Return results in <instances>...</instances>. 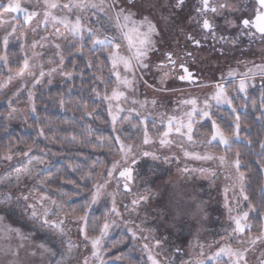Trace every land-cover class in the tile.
<instances>
[{"label": "clouds", "instance_id": "obj_1", "mask_svg": "<svg viewBox=\"0 0 264 264\" xmlns=\"http://www.w3.org/2000/svg\"><path fill=\"white\" fill-rule=\"evenodd\" d=\"M247 3L248 0H213L212 6L216 7L217 15H223L222 10L229 12L245 10L243 6ZM186 8V0H87L82 5L74 3L73 7L68 10L73 19L79 16L87 30L83 31L80 36L73 37L65 29H59L63 36L61 43L66 49L65 59L67 56H71L75 63L76 58L80 57L83 63L79 68V73H84V70L88 69L86 77L82 79L81 88L82 91H86L88 95L98 101L92 108L94 110L93 119L99 120L101 125H107L108 122L99 116V112H103L105 107L102 94L114 87H119L124 93L120 104L124 108L122 113H126V115L115 124V132L113 125L110 126L113 134L119 135L123 140L133 145V153L127 161L121 159L110 136L104 135L102 132L97 135L96 130L87 125L82 128L79 139L75 135L70 137L66 135L56 140V143H59L61 150L70 157H79L80 153L77 150L92 146L90 137L96 136V139L99 138L96 151L106 150L110 153L112 162L119 160L122 166L126 163L129 166L139 165L133 169L136 173L135 192H147L149 197L142 204L133 207L132 204L125 203L132 199V195L123 193L120 187L121 182L115 176L111 178L108 182L109 186L105 189V194L102 197L105 201H109V193H114L118 204L124 205L120 216L111 217L113 227L121 229L123 232L128 231L129 227L141 225L155 236L160 235L162 240H168V234L171 233L174 241L180 240L183 235L194 229L200 231L203 227L202 222L209 221L211 212L205 210L208 201L198 197L197 193L202 192L203 189H197L191 182L192 176L180 171L183 167L172 165L171 157L176 154L174 149H170V155H165L156 145H153L151 150L158 155L157 160H145L141 155L144 146L141 143L143 128L140 121L152 120L156 126L157 122L160 123V115L166 113L170 99L166 95L167 93L178 94L175 97L176 107L172 109L173 112L180 109V100L193 95L192 89L196 87L195 85L169 86V81L178 80V71H172L171 65L166 69H160L159 66L168 64L164 57L172 55L176 60V69L179 68L180 63L185 66L194 64L200 72L208 75L215 71L214 66L218 63L212 59L214 52H221L227 58L228 54L238 50L242 43L241 37L247 38L250 44L259 42L255 46L261 64H264V36H257L250 30L248 32L241 30L235 37L227 35L218 37L216 32H212V35L209 36L207 32H199L195 28L192 32H188L181 15L182 9L186 10ZM197 11L200 17L209 20L212 28L215 27L213 21L204 17L202 9H197ZM225 25L228 28L237 27L235 21L228 18H225ZM132 29H136L140 39L146 38L148 41L141 49L145 54L138 60L134 57L135 49L130 48L125 39V33ZM201 39L215 40L221 47L216 48L213 45L206 52H201L199 49L188 50L187 41H193L199 45ZM113 49H116L120 56L130 60V70H125L123 65L112 67L109 56ZM239 50L243 53L246 49L239 48ZM89 62H91V67H89ZM165 71L168 72L166 78ZM115 74H118L122 80L132 81L131 88L119 85ZM201 87H203V83H201ZM93 89H96L101 95H96ZM142 95L143 98H141ZM2 98L0 96V99ZM132 100H136L138 103L133 104ZM153 100H155V104L151 103ZM139 102H145V106L141 108ZM84 110L81 119L85 116ZM137 112L140 113L139 116ZM134 117H139V122H134ZM153 128L155 129V127ZM177 143L184 142L177 138ZM196 145H186V147L194 149ZM49 151V149H43V155H35L26 161H10L16 166L6 173L4 169H7L9 165L3 163L4 160H0V218H3V224L7 225L4 222V213L16 210L24 214L29 225V230L23 231L29 236L27 240H0V264H82L84 254L77 251L80 242L73 241V232L77 228L68 220L73 211L79 214L85 206L89 205L92 184L104 180L101 173L105 163L101 160L98 163L85 164L84 161L73 160L69 164L71 167L68 166V170H60L58 174L52 176H41V172L49 166L46 160ZM169 165L175 168V175L167 173L166 169ZM24 168L32 169L31 177L23 175L21 170ZM95 168H99L100 171H94ZM68 171L73 172L81 183L69 178ZM61 180L63 183L70 180L71 183L67 184H72L73 188H79L80 194H87L80 207L70 209L68 202L71 201L72 196L59 186L56 188L55 196L48 195L49 199L42 205L36 203L39 198L38 185L40 181H47L45 191H50L52 185ZM24 196H28L29 200L25 201ZM100 201L101 199L96 204ZM28 203L35 205L38 214L43 213L46 208L52 219L64 218V226L61 227L57 224V227L52 229L43 224L41 219L33 218L31 210L27 207ZM92 206L90 205L89 208ZM57 212L61 213V217H57ZM150 222L154 223L151 227H146L145 225ZM38 232L44 234L45 239L40 243L45 244L48 249V252L43 255L37 251L35 248L37 243L33 240ZM119 242L123 243L124 238L121 237ZM20 244H23V249H18ZM66 248L67 250H65ZM177 249H179L178 246L172 252H168V245H165L162 250V253H165L161 258L162 264H181L182 257L178 261L174 258ZM12 250H17L18 254L13 255ZM32 252H35L36 255L29 254ZM69 252L70 255H68ZM248 264H254V262L249 260Z\"/></svg>", "mask_w": 264, "mask_h": 264}, {"label": "snow or ice", "instance_id": "obj_2", "mask_svg": "<svg viewBox=\"0 0 264 264\" xmlns=\"http://www.w3.org/2000/svg\"><path fill=\"white\" fill-rule=\"evenodd\" d=\"M87 0H38V3L42 5V19L41 11L32 10L26 11L22 8L19 3L14 2V0H9L7 5H0L6 11L9 12H26L24 17L25 23L30 24L34 19L38 23H46L49 19L54 21L56 24L61 25L71 36L78 37L80 34L87 30L80 20L79 16L75 19L72 18L69 13V9L73 7V4L82 5L86 3ZM261 6H264V0H259ZM203 6V11L216 12V7H213L210 4V0H201ZM60 9V13L57 14L54 10ZM125 19H128L125 17ZM244 27H249V21H243ZM201 27L209 32L212 30V25L207 19H203ZM256 29V32L264 36V15H257L255 22L251 25ZM15 29H13V32ZM35 31V30H33ZM12 33L9 32L3 37V44L5 47L8 46L9 39L8 37ZM23 36L24 33H21ZM53 36L52 45L56 49L54 55L59 57V66L63 68L64 64V46L60 41L63 39L59 28L54 34H49ZM49 38L48 35L42 36L40 39L42 41H47ZM125 39L130 48L135 49L134 57L138 60L145 53L141 51L144 46L148 43L147 39H140L139 34L136 29H132L129 32L125 33ZM44 47V44H41L40 41L33 39L31 47L35 49L37 45ZM21 51L24 50V45L20 44ZM79 51V49H77ZM36 56L42 55V53H34ZM164 59L168 64H161L160 69H166L169 65L172 66V71H176V60L172 55H166ZM109 60L113 68H116L119 65H123L125 70L131 69L130 60L126 57L119 55L116 49H113ZM0 62L3 63L4 67L7 68L9 75L7 78L0 79V91H3L4 88L8 86L9 83L15 78L21 82L23 85H27V81L24 80V77L27 75L34 83H40V80L36 78V73L33 69H38L39 77H44L46 74L51 75L55 68L48 67L47 73L45 72V65L36 61L35 63L31 62V59L25 56L17 66H12L8 57L6 55L0 54ZM51 63V61H50ZM91 62H89V67H91ZM246 70H239L236 68H230L225 74L226 77L231 78L233 88L235 91L238 89L240 93L246 91V80L253 78L259 75L261 78H264V64L257 65L255 67H247ZM178 80L187 81L188 83H194L193 74L190 72L189 68L185 64H179ZM66 76H71V73H65ZM116 75L117 83L122 85L124 88H131L132 81L128 79H121L118 74ZM168 72H164L165 78L167 77ZM49 84L52 83L51 80L48 81ZM226 81L222 79V82L217 83L212 86L211 94L202 102L203 107H199L200 101L197 97L189 96L179 101L180 103V114H177L176 110L172 114L162 113L159 117L160 124L163 125V130L158 131V134H153L147 127L142 129L141 133V143L143 146H150L148 148L143 147L141 155L145 160H157L158 155L156 152L152 151L153 145H159L160 149H172L175 147L178 149L175 156L171 159H176L177 156H182L185 160H196L203 162H211L216 164L217 167L224 168L229 174L225 176L226 180H230V184H226L223 188V207L228 214V219L231 222L229 225L230 231L225 230V234L221 236L219 241L213 242L216 247H213V243H197L188 253L189 259L181 260V264H206V261H213L219 257L226 256L228 258L227 264H248V254L250 251L256 249L259 245L264 247V187H261V200L260 207L257 208L254 202H249L247 205V210H240L237 212V207L240 201H250V196L246 193L244 183H245V173L240 170L242 160L239 158L240 153L236 152L233 156L229 157L224 154L214 153L205 151L204 153H199L194 149H189L186 145H196L197 143L211 144L213 141H219L221 145H229L230 141L235 139H240L238 133L241 130V117L236 116L232 120V126L225 132L221 129L220 125L216 120L212 119V116L209 114L208 109L210 108V101H215L217 104L227 105L231 109L232 113L237 111V108L233 106V100L230 96L229 89L225 86ZM207 87V85H203ZM93 92L96 95H101L93 89ZM15 94V93H13ZM33 92L28 91V100H29V111L35 113L36 107L32 103ZM124 97V93L120 90L119 87H114L110 91H106L102 94L105 105L107 106V113L110 118L111 124L115 132V124L118 123L120 113L124 111L123 106L120 104L121 99ZM264 99V98H262ZM133 104L138 103L136 100H132ZM140 107L145 106V102H139ZM155 104V100L151 101ZM61 109L64 108V104L61 102ZM264 107V103H262ZM240 108L243 109L244 105L241 104ZM84 115L90 118H93L94 110L89 111L87 107L84 108ZM17 111V109H13ZM19 111H23L20 109ZM199 113L200 117L211 121V127L208 128L206 125L204 133H202V139L197 140L194 138L196 124L194 123L195 114ZM139 116L140 113L137 112ZM231 119V117H229ZM264 119V116H262ZM141 124L145 123V120L140 121ZM30 128L32 125H28ZM39 128V126H37ZM153 127L155 125L153 124ZM90 131V130H89ZM173 133L176 136L181 137L184 143H177V139L172 135ZM39 137H44L48 143L55 144L56 140L52 137L45 135V132L40 129L37 131ZM75 139V138H74ZM99 140V138H97ZM35 143V141H33ZM112 144L119 145L117 151L119 152L120 158L127 161L128 158L133 153V145L125 140H123L119 135H115V140L112 141ZM18 146L10 145L6 148H0V160L12 161L14 156H28V153L32 150V144H25L23 150H16ZM261 148L264 149V141L261 142ZM43 151V149H41ZM165 155H167L165 153ZM264 155V153H262ZM179 160L177 163L179 164ZM134 163V160H133ZM260 164V170L264 171V159L258 161ZM71 167V165H69ZM23 175L26 177L32 176V169L24 168L21 170ZM107 178L104 177L103 173L101 175L104 177L103 182H94L92 184V191L89 194V205L85 206L82 211L77 214L75 211L71 213L70 219L68 220L73 226L78 230V233L83 237L85 241V247L90 249V255L84 254L83 264H96L99 261V264H105L103 257L100 255L101 247L104 241V238L108 235L109 230L113 227L111 217L120 216L121 211L119 210V204L114 193H109L108 198L111 202V208L109 213H106L102 219L96 220L94 223L89 222L88 220V209L90 205L96 204L105 194L106 187L109 186V181L114 176L115 173L119 174V181L123 185V193L126 195L131 194V204L135 207L137 204H142L149 197L147 192L136 193L133 190L132 184L135 179L133 176V168L127 163L121 165L119 160H114L110 167L106 169ZM181 172L186 174H198L201 177L208 178L216 175V172L211 167H199V168H189L187 165L180 169ZM19 179V177H17ZM51 180V178H49ZM71 183V181H65ZM47 181H40L38 185L39 198L36 203L43 204V202L49 199V196L46 194L45 189L47 187ZM232 193V196H229V193ZM25 201L29 200L28 196H24ZM27 207L31 210V215L33 218H39L42 220V223L50 226L52 229L57 227L59 224L61 227L65 224V219H52L49 215L48 209H44L43 213H39L34 204L28 203ZM257 212L259 220L257 221V231L253 232L251 225V216L250 213ZM235 213V215H233ZM57 217H61V213H56ZM128 233L133 240H138L142 242V248L144 253L147 255L148 261L150 264H162L161 256L162 250L167 244V240H162L158 236H155L150 232V230L142 227L141 225H136L135 227H129ZM146 233V234H145ZM30 235V234H29ZM29 238L21 228L11 227L9 225L3 224V218H0V240H12L24 241ZM23 244L18 245V249H23ZM37 251L43 255L48 252L47 247L43 243H37L35 245ZM199 249L197 252L196 249ZM212 249L211 255L206 254L205 249ZM177 254L180 253V249L176 250ZM264 253V252H262ZM12 254H18L17 250H12ZM30 255H36L35 252L29 253ZM70 255V252L68 253ZM264 256V255H262ZM119 260V257L115 258ZM264 264V260L260 262Z\"/></svg>", "mask_w": 264, "mask_h": 264}, {"label": "trees", "instance_id": "obj_3", "mask_svg": "<svg viewBox=\"0 0 264 264\" xmlns=\"http://www.w3.org/2000/svg\"><path fill=\"white\" fill-rule=\"evenodd\" d=\"M5 55L11 65L15 67L23 59L24 54L17 46L12 44L9 45ZM82 63L83 61L80 57L76 58L75 63L72 57L64 62L63 71L71 73L72 78L69 81H65L63 85H55L47 89V91L37 93L34 96V102H32L36 107L35 113L29 111L30 105L26 101L24 94H19L20 97L10 96L11 92L7 90V87L0 91V96L3 97L0 99V148L15 145L18 146L14 149L16 151L23 150L25 144H32V150L27 157L14 156L13 162L26 161L35 155H43L44 153L41 149H49V154L46 157L49 166L41 172V176H52L53 174H58L60 170H68V166L73 160L84 161L85 164L90 162L98 163L103 160L105 167L102 173L104 176L107 174L106 169L111 166L110 153L103 149L96 151V147L99 144L96 136L90 137L92 146L77 150L80 153L79 157H70L61 150L59 143H48L44 137L37 135V131L42 129L46 136L52 137L54 140H59L66 135L69 137L75 135L79 139L82 128L87 125L95 129L97 135L102 132L104 135L110 136L111 140L114 141V134L112 133L105 107L103 112H99V116L108 122L107 125H101L99 120L88 116H83V119H81V114L85 107L91 111L95 104L98 103L93 96L88 95L86 91H82V79L86 77L88 72V69H85L84 73H79ZM8 75L6 67L5 69L0 68V79L7 78ZM61 102L64 104L63 109L60 107ZM254 102L255 100L250 96L248 101L244 103L243 111H236L233 114L225 109L217 112L213 120H216L221 129L227 132L232 126V120L236 116L241 117V130L238 133L240 139L233 138L230 141V151L233 155L239 152V158L242 160L240 170L245 173L244 187L246 193L250 196V201H246L244 204L247 206L249 202H254L259 209L261 200L260 189L264 187V171L260 170L261 166L258 163L259 160L264 159V155H262L264 149L261 148V142L264 141V119H262L264 115L259 109L254 107ZM13 109H17V111H13ZM20 109H23V111H19ZM28 125H32V127L30 128ZM202 125L210 128L211 122L205 121L196 125L194 138L197 140L203 138L202 133H204L205 127H201ZM201 146L204 148L205 143H201ZM220 150H218L219 153L225 152ZM13 162L3 161V163L9 165V169L12 168V165L16 166ZM41 167L43 168V166ZM94 171H100V169L95 168ZM68 176L77 183H81L73 172L68 171ZM57 186L71 194L72 199L68 202L70 209L72 207L78 208L83 204L87 194H80L79 188H73L72 184L63 183L62 180L54 183L50 191H45L46 194L55 196ZM109 210L110 204L108 201H103L99 205L89 208V222L94 223L96 220L102 219L105 212ZM4 215V222L7 225L21 228L25 232L29 230L28 227L23 226L24 222L21 220L18 211L5 212ZM250 216L252 218L251 222L256 227L259 220L258 213H250ZM121 237L124 238L123 243L119 242ZM44 239V234L39 232L33 237L36 243L43 242ZM100 255L105 262L149 264L146 258L139 253L130 237L125 232H121L120 229L114 227L111 228L107 237L104 238ZM116 257L120 259L116 260Z\"/></svg>", "mask_w": 264, "mask_h": 264}, {"label": "rangeland", "instance_id": "obj_4", "mask_svg": "<svg viewBox=\"0 0 264 264\" xmlns=\"http://www.w3.org/2000/svg\"><path fill=\"white\" fill-rule=\"evenodd\" d=\"M14 2L19 3L22 8L26 9V11H32V10H37L41 11V19L42 17V5L38 3V0H14ZM9 3V0H0V5H7ZM57 14H59L60 9H55L54 10ZM26 15V12H9L6 11L3 7H0V54L5 55L7 52V49L9 45H15L17 46L20 50V44L24 45V50L21 51L23 55V58L25 56L29 57L31 59L32 63H35L36 61H40V63L45 65V72L47 73L48 67L55 68L56 71H54L50 76L45 75L44 77H39L38 74V69H33V71L36 73V78L40 80V83H34L31 78H29L27 75L24 77V80L27 81V85L21 84V82L17 79L14 78L11 83L8 84L7 90H9L10 96L14 97H20L19 94L22 93L26 97V101H28V91L31 90L33 92V100L34 102V96L37 93L47 91V89L54 87L55 85H63L65 81H69L72 78V75L66 76L65 71H63V68L59 66V57L54 55V52L56 49L52 45V39L54 38L53 36L49 34H54L57 30L63 29L61 25L56 24L54 21L49 19L46 23H38L36 19H34L30 24L25 23L24 17ZM55 25V27H53ZM13 29L15 31L13 32ZM35 30V31H33ZM11 32L12 34L8 37L9 43L8 46L5 47L3 44V37ZM21 33H24L22 36ZM48 35L49 38L47 41H42L40 38L42 36ZM33 39L40 41L41 44H44V47H40L38 44L35 49L31 47ZM62 40L60 41V43ZM34 53H42L40 56L34 55ZM63 54H66V49H63ZM71 56H67V58L64 60L67 61ZM212 59L216 60L218 63L215 65V71L212 73L205 75L203 72L199 73L201 74V83L207 84L206 87H201L199 84L197 87L192 89L193 95L192 97H197L200 101L199 107H203V101L211 94L212 91V86L222 82V79L226 81L225 86L227 89H229L230 96L233 100V106L237 108V111H243V109L240 108V105L243 104L248 100V98L251 96V94H254L255 92V87H254V80L253 78H249L246 80V91L244 93H240L237 90L233 91V84L231 78L226 77V73L230 68H236L239 70H246L245 65L247 67H250L249 64L241 65L238 66L234 62H229L225 64L223 61L220 62V59H218L216 56L212 57ZM51 61V63H50ZM196 66V65H195ZM197 67V66H196ZM0 68L5 69L4 65L2 62H0ZM114 79V78H113ZM145 79H148L145 77ZM51 80L52 83L49 84L48 81ZM154 83V81H151ZM172 85H179L181 87H184L185 85L179 84L176 80L169 81V86ZM143 88V86H142ZM15 93V94H13ZM170 97L168 100V107L166 109V114H172V109L176 107L175 104V97L178 95L177 93H167ZM143 98V95L141 96ZM106 111H107V106L105 105ZM227 109L228 111L232 112L230 108H228L227 105L224 104H217L215 101H210V108L208 109L209 114L212 116V119L215 117V114L219 111ZM177 114H180L179 109L176 110ZM262 114L264 115V109L261 111ZM234 114V113H233ZM108 115V113H107ZM126 115V113H120L119 120ZM109 118V116H108ZM139 117H134V122H139ZM110 121V118H109ZM205 121H208L206 119H203L200 117L199 113L195 114V120L194 123L200 124ZM211 122V121H209ZM111 124V121H110ZM142 128L147 127L150 132L153 134H158V131L163 130V125L160 123H156L155 129L153 128V121L148 120L145 121L144 124L141 125ZM131 131V129H129ZM176 139H182L179 136H176L175 133L172 134ZM114 140H115V134H114ZM233 140V139H232ZM116 148L119 147V145L115 146ZM145 148H148L150 146H144ZM156 147L159 148V145H156ZM160 149V148H159ZM172 149L175 150V152H178V149L173 147ZM221 149V150H220ZM231 149V142L229 145H221L219 144V141H213L211 144H205V147L202 148L201 143H197L195 146L194 150L199 152V153H204L205 151L209 152H214V153H219L218 150L222 151L224 150V153H219V154H224L226 156H233L232 152L230 151ZM161 153H166V154H171L170 149H160ZM111 158V155H110ZM177 160H179V164L177 163ZM111 164H112V159H111ZM172 165L178 166V167H184L187 165L189 168H199L201 166L203 167H211L215 172L216 175L204 178L201 177L198 174H191L192 176V183L197 189H203L202 192H198V197L202 200L208 201V204L205 206L206 211L211 212V216L209 218V221H203V227L200 229V231H196L195 229L189 233H186L183 235V237L178 240L174 241L173 236L171 233H169V239L167 240L168 245V252H172L174 248L177 246L180 249V253L177 254L175 253V259L178 261L181 259V257L184 260L189 259L187 253L199 242V243H213L215 241H219L221 239V236L225 234V230L228 229L229 231L231 230L229 228L230 221L228 219V214L226 210L223 207V188L226 184H230V180H226L225 176L228 175L229 173L225 171L224 168L217 167L216 164H212L211 162H203V161H196V160H185L182 156H177L176 159H173ZM169 165L167 166V173L170 175H175V168ZM139 165L137 164H132L131 167L133 169L137 168ZM163 166V165H161ZM15 166L12 165V168L4 169V172L11 171ZM46 170V169H45ZM189 175V174H186ZM116 179L119 180V174L118 172L114 174ZM133 176H136L135 171H133ZM107 178V174L104 176ZM214 182V183H213ZM136 181L134 179L133 181V190L135 191V185ZM121 190L123 191V185L122 182L120 184ZM229 196H232V193H229ZM105 201L104 198H101V202ZM110 204L111 208V202L108 201ZM246 201H240L238 207H237V212L240 210H247V206L244 204ZM100 203L93 205L92 207H95L99 205ZM127 204H131V200L125 201ZM119 210L123 211L124 210V205L120 204L119 205ZM16 211V210H15ZM20 213V218L24 222V227H28L29 225L26 222L24 218V214L22 212ZM235 215V213H233ZM154 222H150L149 224L145 225L146 227H151ZM27 224V225H26ZM252 225V230L253 232L257 231V227L254 226V224L251 222ZM113 228V227H112ZM111 230V229H110ZM109 230V231H110ZM121 230V229H120ZM125 232L130 239L132 240L133 244L136 246L137 250L139 253L146 258L147 262L150 264L148 261L147 255L144 253L143 248H142V243L138 240L132 239V237L129 235L128 231H123ZM146 234V233H145ZM107 237V236H106ZM160 238V235H158ZM79 241L80 242V247L77 249V251L83 253V254H89L90 255V249L85 248V241H83V237L78 233V230H74L73 232V241ZM213 247L215 248L216 245L213 243ZM67 250V248L65 249ZM196 251L198 252L199 249L197 248ZM206 254L211 255L212 249H205ZM264 252V247L257 246L255 250L250 251L248 254V261L251 260L254 262V264H260L262 260H264V256L261 255V253ZM165 253H161V256L159 259L164 256ZM228 258L226 256L224 257H219L216 260L213 261H206V264H227ZM82 264H83V258H82ZM96 264H99V261L96 262ZM105 264H118L116 261L112 262H105Z\"/></svg>", "mask_w": 264, "mask_h": 264}, {"label": "flooded vegetation", "instance_id": "obj_5", "mask_svg": "<svg viewBox=\"0 0 264 264\" xmlns=\"http://www.w3.org/2000/svg\"><path fill=\"white\" fill-rule=\"evenodd\" d=\"M210 4L213 5V0H210ZM187 8L186 10L182 9L181 15L186 24L187 31L192 32L193 29H197L199 32H206L202 27L203 18L200 17L197 9H202L203 6L201 2L198 0H186ZM245 10L236 12V11H223V15H217L216 12L211 11H203L204 17L209 18L211 21L214 22L215 27L212 28L211 31L207 32L209 36L212 35V32H216L218 37L219 36H230L235 37L238 32L243 30L244 32H248L249 30L253 33H256L257 36L261 35L260 33L256 32L254 27L251 25L255 22L257 15H264V6H261L259 0H248V3L243 6ZM195 17V19H193ZM225 18L232 19L235 21L237 27L235 28H228L225 25ZM249 21V27H244L243 21ZM190 21V23H189ZM199 21V23H197ZM241 45L238 47V50L228 54L227 58L221 52H214L212 57H217L220 59V62L223 61L225 64L229 62H234L236 65L241 66L250 63V67H255L261 64L259 59V53L256 50V44L259 42H255L254 44H250L247 38L241 37ZM215 45L216 48H220L221 45L218 44L215 40L208 39L203 40L201 39V43L197 45L193 41H187L186 46L188 50H197L199 49L201 52H206L209 48ZM239 48H245L246 50L241 53ZM189 68L190 72L193 74L194 83H188L187 81H180L176 80L179 84L189 86L195 85L196 87L200 84L201 85V74L199 73L197 67L192 65H186ZM176 71H180L179 68ZM254 80V87L255 92L251 94V97L255 100V108L263 111L264 107H262V103H264V78H261L259 75L253 77ZM207 85V84H204ZM208 86V85H207ZM204 88V87H203ZM207 88V87H206ZM248 101V100H247ZM246 101V102H247ZM245 102V103H246Z\"/></svg>", "mask_w": 264, "mask_h": 264}, {"label": "water", "instance_id": "obj_6", "mask_svg": "<svg viewBox=\"0 0 264 264\" xmlns=\"http://www.w3.org/2000/svg\"><path fill=\"white\" fill-rule=\"evenodd\" d=\"M195 82V81H194Z\"/></svg>", "mask_w": 264, "mask_h": 264}]
</instances>
